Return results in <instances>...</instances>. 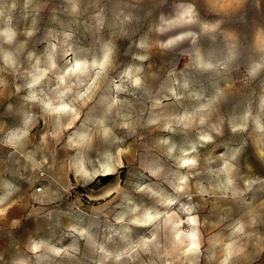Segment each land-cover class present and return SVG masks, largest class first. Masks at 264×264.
Returning <instances> with one entry per match:
<instances>
[{"label":"clouds","instance_id":"clouds-1","mask_svg":"<svg viewBox=\"0 0 264 264\" xmlns=\"http://www.w3.org/2000/svg\"><path fill=\"white\" fill-rule=\"evenodd\" d=\"M9 221L7 264H264V0H0Z\"/></svg>","mask_w":264,"mask_h":264},{"label":"rangeland","instance_id":"rangeland-1","mask_svg":"<svg viewBox=\"0 0 264 264\" xmlns=\"http://www.w3.org/2000/svg\"><path fill=\"white\" fill-rule=\"evenodd\" d=\"M12 215L18 216L21 220L26 219L19 210L14 211ZM26 234L34 233H30V230L26 226L24 232L17 238L13 235V226L10 221L0 222V257H7L15 253L16 258H22ZM0 264H7V261L0 259Z\"/></svg>","mask_w":264,"mask_h":264}]
</instances>
